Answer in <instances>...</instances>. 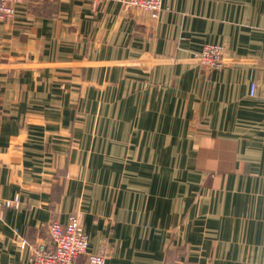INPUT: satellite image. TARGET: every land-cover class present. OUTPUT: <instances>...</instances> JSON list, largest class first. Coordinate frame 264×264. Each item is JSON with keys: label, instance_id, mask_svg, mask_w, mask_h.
I'll return each instance as SVG.
<instances>
[{"label": "crops", "instance_id": "1", "mask_svg": "<svg viewBox=\"0 0 264 264\" xmlns=\"http://www.w3.org/2000/svg\"><path fill=\"white\" fill-rule=\"evenodd\" d=\"M162 2L0 21V264L72 213L107 264H264V0ZM208 43L223 67L187 60Z\"/></svg>", "mask_w": 264, "mask_h": 264}, {"label": "built area", "instance_id": "2", "mask_svg": "<svg viewBox=\"0 0 264 264\" xmlns=\"http://www.w3.org/2000/svg\"><path fill=\"white\" fill-rule=\"evenodd\" d=\"M24 0H0V21L13 20L16 14L15 5ZM128 10H142L157 19L163 8V0H118ZM228 49L216 43L206 44L194 53L193 59L207 64V68H221L224 65ZM250 94L254 95L258 85L251 83ZM19 198L6 199L0 193V207H10L18 203ZM22 246L31 245L33 264H107L104 251L89 253L90 241L83 229L79 213L69 215L66 222L52 220L49 222V237L45 241L31 244L25 239ZM86 256V263L80 257Z\"/></svg>", "mask_w": 264, "mask_h": 264}, {"label": "rangeland", "instance_id": "3", "mask_svg": "<svg viewBox=\"0 0 264 264\" xmlns=\"http://www.w3.org/2000/svg\"><path fill=\"white\" fill-rule=\"evenodd\" d=\"M194 53L195 52H193V53H191V56H190V60L187 58V60L190 62V63H193V64H196V65H199L200 67H202V68H204V69H209V68H207V64L206 63H204V62H202L201 60L200 61H197V60H194L193 59V56H194ZM152 61H154V62H151V63H158V60L157 59H151ZM151 60H148V62L149 61H151ZM139 61V64H141L142 63V61H147L146 59H141V60H138Z\"/></svg>", "mask_w": 264, "mask_h": 264}, {"label": "trees", "instance_id": "4", "mask_svg": "<svg viewBox=\"0 0 264 264\" xmlns=\"http://www.w3.org/2000/svg\"><path fill=\"white\" fill-rule=\"evenodd\" d=\"M204 46H205V45H204ZM204 46H203V47H204ZM200 50H201V49H200ZM200 50H198V51H200Z\"/></svg>", "mask_w": 264, "mask_h": 264}]
</instances>
